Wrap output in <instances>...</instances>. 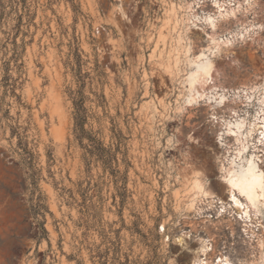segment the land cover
<instances>
[{
    "label": "rangeland",
    "instance_id": "rangeland-1",
    "mask_svg": "<svg viewBox=\"0 0 264 264\" xmlns=\"http://www.w3.org/2000/svg\"><path fill=\"white\" fill-rule=\"evenodd\" d=\"M196 1L201 15L212 10L203 0H0V264H101L99 252L106 264H192L201 238L210 261L225 252L233 264H264V209L252 236L240 221L188 207L193 170L225 197L215 116L228 107L208 97L186 104L189 58L213 46L209 29L189 19ZM258 1L250 18L264 25ZM257 39L214 58L216 85L253 90L240 106L248 122L264 96ZM79 71L90 147L116 151L119 173L110 152H87L74 133Z\"/></svg>",
    "mask_w": 264,
    "mask_h": 264
},
{
    "label": "bare ground",
    "instance_id": "bare-ground-1",
    "mask_svg": "<svg viewBox=\"0 0 264 264\" xmlns=\"http://www.w3.org/2000/svg\"><path fill=\"white\" fill-rule=\"evenodd\" d=\"M207 1L211 2L212 10H203L205 15L200 14V8L203 6L200 4L201 1L188 4L191 12L189 19L192 18L196 25L203 23L209 29L206 34L213 46L203 48L198 54L189 58L191 70L187 76L189 92L186 104L193 106L208 97L210 103L228 107V115L215 116L220 118L218 122L221 121L224 126V130L217 137V142L226 152L225 160L218 169L219 177L225 185V197L207 185L202 171L193 170L186 182L190 195L188 207L190 211H202L201 204L207 205V209L202 212L203 216L207 217L209 212L216 208L218 217L228 216V221L242 222L245 226L244 231L247 233L252 231L254 236L255 231L263 226L261 216L264 209V96L255 119L248 122L242 117L243 108L240 106L250 105L252 96L249 92L253 90L248 91L246 87L230 89L216 85L214 58L221 52L229 51L237 41H245L247 36L253 39L257 37L263 41L261 31H264V25H256L250 18V15L256 11L258 0H234V3L232 0L231 2L203 0L202 3ZM232 21L243 26L240 29H227L226 33H220L223 25ZM178 42L182 44L181 38ZM184 47L186 54L191 55V46L184 45ZM175 49L179 52V48ZM179 59V55L174 58L176 67ZM166 68L170 70L171 65L167 64ZM211 97L215 99L212 100ZM238 102L242 103L238 104ZM182 239L180 237L179 241ZM212 249L210 240L201 238L192 264H233L225 252L219 253L212 261L208 260L207 254Z\"/></svg>",
    "mask_w": 264,
    "mask_h": 264
},
{
    "label": "trees",
    "instance_id": "trees-1",
    "mask_svg": "<svg viewBox=\"0 0 264 264\" xmlns=\"http://www.w3.org/2000/svg\"><path fill=\"white\" fill-rule=\"evenodd\" d=\"M86 76L79 71L78 75V88L71 91V97L74 104V111H73V118H74V133L76 135V138L80 141L82 146L86 149L87 152L90 153H98L99 156H103L104 152H110L109 157V168L112 170L113 174L119 173V169H117V159H116V151H112L111 148H106L103 145V142L97 141V147L93 146L90 147V142H95L97 138L93 135V133L87 128L88 120H89V113L88 109L85 106V101L87 99V95L85 94L84 87L86 84ZM85 140H88V142L84 143ZM23 154H24V160L31 162L33 159V152L28 148L27 144L23 141L20 142ZM101 260L99 261L101 264H106L107 260H103V258H106L105 254H102L99 252L98 255ZM118 259V258H117ZM121 264H129V259L126 260V262H122L120 259H118Z\"/></svg>",
    "mask_w": 264,
    "mask_h": 264
},
{
    "label": "built area",
    "instance_id": "built-area-1",
    "mask_svg": "<svg viewBox=\"0 0 264 264\" xmlns=\"http://www.w3.org/2000/svg\"><path fill=\"white\" fill-rule=\"evenodd\" d=\"M229 1L231 2V0H229ZM232 2L234 3V0H232ZM201 207H202V209L207 208L206 205H201ZM213 210H215V214H216V216H217L218 214H217V212H216V209L213 208L212 211H213Z\"/></svg>",
    "mask_w": 264,
    "mask_h": 264
},
{
    "label": "flooded vegetation",
    "instance_id": "flooded-vegetation-1",
    "mask_svg": "<svg viewBox=\"0 0 264 264\" xmlns=\"http://www.w3.org/2000/svg\"><path fill=\"white\" fill-rule=\"evenodd\" d=\"M197 160H203L202 158L196 157Z\"/></svg>",
    "mask_w": 264,
    "mask_h": 264
}]
</instances>
